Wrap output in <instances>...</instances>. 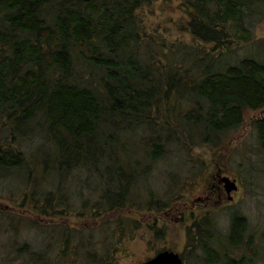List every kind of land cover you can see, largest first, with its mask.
<instances>
[{
  "label": "trees",
  "instance_id": "1",
  "mask_svg": "<svg viewBox=\"0 0 264 264\" xmlns=\"http://www.w3.org/2000/svg\"><path fill=\"white\" fill-rule=\"evenodd\" d=\"M158 1L0 0V196L52 219L162 210L186 193L169 183L172 198L160 204L149 186L154 169L176 157L191 165L183 184L197 185L194 149L219 148L247 111L264 110V41L255 53L239 51L264 22V0H163L181 2L190 43L145 30L138 12ZM252 125L264 153V114ZM14 220L19 226L0 211V229ZM26 223L48 249L71 247L84 231ZM115 224L120 240L131 232V223ZM243 229L238 221L232 238ZM194 235L190 246L199 247ZM204 239L202 263L212 264ZM31 246L18 247L11 263L27 255L28 264H57Z\"/></svg>",
  "mask_w": 264,
  "mask_h": 264
},
{
  "label": "rangeland",
  "instance_id": "2",
  "mask_svg": "<svg viewBox=\"0 0 264 264\" xmlns=\"http://www.w3.org/2000/svg\"><path fill=\"white\" fill-rule=\"evenodd\" d=\"M180 4L181 2L178 1L165 2L162 0L139 10L138 15L145 24V30L148 33L159 32L171 42H193L192 36L183 27L187 22V18L184 16ZM263 41L264 22L258 26L253 42L243 44L239 51L241 54H245L250 50L255 53L258 50L257 45ZM256 42L258 43L256 44ZM263 114L264 110L247 111L242 127L219 150H215L216 148L212 146L194 149V163L198 164L200 169L197 174V185L194 183V178L189 179L190 184H192L190 187H186L187 184L185 183L183 184L188 179L187 176L191 165L187 166L182 161L178 162L176 157H172L154 169L150 179L152 182L149 186L152 188V192L156 194L155 199L161 201L160 204L164 206L166 200H171L172 198L167 194V190L170 189L169 183L179 181L177 189L180 187L181 192L184 191L186 193L184 199L174 202L170 207H165L162 210L141 211L134 208H126L104 215L96 220L75 216L65 217L64 219H52L50 216H37L36 213L31 211L29 203H23L19 197L10 199L7 195L8 192H2L0 207H7L6 210L0 208V211L15 215L19 226L14 220L15 228L10 229L7 226L0 229V248L3 249L0 252V264L3 262L4 264H18L11 263V261H14L13 257H17L19 248L28 242L32 244L31 248L34 250L48 249L47 244L44 241L42 242L41 239H37V235L31 232L29 223H26L29 220L37 223L44 220L47 223H52V225L65 226L62 229H70V234H72V229L84 230L78 233L79 237L75 234L71 247H65L61 241L55 242L53 246L50 244L48 249L50 251L49 259L57 264H141L150 260L162 250H170L181 254L185 264H207L206 262L202 263L206 253L201 249V244L199 243V247L193 244L190 246L192 238L195 236L194 234L197 233L193 231V228L194 224L198 222L196 221L197 215L200 214L196 209L190 207V202L194 201L203 192V184L206 177L216 173L214 158L215 153L219 151L223 153L220 154L218 162L226 164L225 168L227 169L228 167L231 173H238L241 179L242 188L240 194L242 199L238 206H240L243 215L248 219L249 227L252 230L251 233L254 234L251 239L254 236L256 238L261 235V239L264 240V153L260 149L257 132L252 125V122L262 118ZM230 153L232 154L230 155L231 158L229 157ZM201 171L204 172L202 175ZM176 173L182 174L181 179L178 180L172 177L169 179L170 174ZM174 189H176V186ZM174 192L177 196L179 190ZM184 203H188L190 208L184 210ZM170 210H172V213H168ZM22 219L23 221L21 222ZM118 220L132 224L131 232H128L121 240L118 236L119 234L116 233L115 235L111 230L112 227H115V222ZM106 221H112L111 227L101 228L100 224ZM219 221L218 228L221 233L224 235L230 234L231 228H229L228 214H222L219 217ZM8 223H11V221H7L4 225L6 226ZM39 228L38 232L41 230V227ZM88 229H95V231H88ZM15 230L18 233H15ZM190 230L191 233H189ZM205 234L208 236V233ZM207 236V241L213 246L214 251L218 255V259L214 264H225L224 258L227 251L226 244L222 239L225 237L218 232H215V235L211 238ZM14 238L17 239V242L10 246L9 244ZM87 239L91 241L88 242ZM205 241L202 238V242ZM82 243H86L88 246L84 247ZM257 248L261 256L258 255L253 264H264V247L258 245ZM207 249L211 255V249L209 247ZM241 250L242 247L234 249L230 256ZM249 251L253 253L252 247ZM92 254L96 255V259L89 261L88 258ZM240 256L241 253H238L235 258L239 259ZM245 264H250V262L246 261Z\"/></svg>",
  "mask_w": 264,
  "mask_h": 264
},
{
  "label": "flooded vegetation",
  "instance_id": "3",
  "mask_svg": "<svg viewBox=\"0 0 264 264\" xmlns=\"http://www.w3.org/2000/svg\"><path fill=\"white\" fill-rule=\"evenodd\" d=\"M224 145L225 144H223L222 146L224 147ZM222 146H220L219 148H221ZM219 148H216L215 150L217 149L219 150ZM222 153L223 152L220 151L218 153H215L214 164L216 168V173H213L212 175H208L207 176L208 178L206 177L203 184L204 186L203 192H201V194L194 201L190 202L191 203L190 207L196 209L197 212H200V214L197 215L196 221L198 222H196L194 225H196L197 234L200 232L202 238L204 237L206 238L207 236L204 233L206 228L205 226L211 229L212 236L215 235V232H218L221 236L225 237L222 239L226 244V251H227V254L225 256L226 264H245L246 261H249L250 264H253L255 258L258 255L261 256L257 246L262 245L264 247V243H262V241L264 240L261 239V235H259L256 238L254 236V238L251 239L252 235L254 234L251 233L252 231L251 227H248L247 222L245 221L247 218L245 215H243L242 211L240 210V206H238L242 199V196L240 194V190L242 188L241 179L238 173L236 174L231 173L228 170V167L226 169L225 168L226 164H222L220 161L218 162V160L220 159V154ZM230 155L232 154L231 153L229 154V157L231 158ZM228 181L234 182L238 187V189L236 191L234 190L233 192L229 193ZM6 207H0V208L1 209L4 208L3 210H6ZM190 207L188 203L183 204L184 210ZM168 213H172V210H170ZM224 213L228 214L229 224H230L229 228H231V233L226 235L222 234L221 230L218 228V225L220 223L219 217ZM238 221H242V224L244 225V229L242 231L240 239L237 241L232 237H233L234 227L236 223H238ZM39 222L46 225L50 224L44 220H41ZM202 238H199V243L201 245L203 244L206 245L205 242H202ZM241 247H242L241 251H237L236 253H234V255L230 256V254L234 251V249ZM251 247L253 253L249 251ZM211 251H212L211 255H213L212 262L214 261L212 264H214L215 261H217L216 259H218V255L214 251L213 246H211ZM238 253H241V256L239 259L238 258L236 259L235 255ZM21 261L22 264H28V262H30L29 257L27 255H22Z\"/></svg>",
  "mask_w": 264,
  "mask_h": 264
},
{
  "label": "water",
  "instance_id": "4",
  "mask_svg": "<svg viewBox=\"0 0 264 264\" xmlns=\"http://www.w3.org/2000/svg\"><path fill=\"white\" fill-rule=\"evenodd\" d=\"M229 180V179H228ZM229 183V193L236 191L238 187L234 182ZM142 264H184V261L178 253L170 250H164L159 252L154 258L142 263Z\"/></svg>",
  "mask_w": 264,
  "mask_h": 264
}]
</instances>
